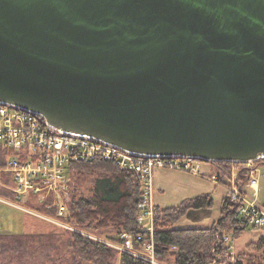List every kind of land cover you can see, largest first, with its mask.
Segmentation results:
<instances>
[{"label":"water","instance_id":"95a60500","mask_svg":"<svg viewBox=\"0 0 264 264\" xmlns=\"http://www.w3.org/2000/svg\"><path fill=\"white\" fill-rule=\"evenodd\" d=\"M0 103L137 155L264 159V0H0Z\"/></svg>","mask_w":264,"mask_h":264},{"label":"trees","instance_id":"16d2710c","mask_svg":"<svg viewBox=\"0 0 264 264\" xmlns=\"http://www.w3.org/2000/svg\"><path fill=\"white\" fill-rule=\"evenodd\" d=\"M11 154L10 149L0 146V167ZM261 160H255L254 164ZM203 162L216 165L219 181L216 184L226 187L225 169L232 161ZM242 180L246 182L248 178L242 177ZM13 184L8 171L0 172V197L19 203L21 201L11 189ZM68 190L70 198L60 220L74 229L60 227L50 232H0V264H112L117 256L119 264H151L110 245L112 241L119 243L120 234L124 231H141L136 220L141 184L130 170L112 160L76 161L68 167ZM22 203L40 213L56 215L55 206L48 208L50 198L40 201L38 195L28 193ZM154 204L153 240L155 256L160 263L164 259L168 261L165 256L169 254L174 257L173 264H262L254 261L251 253H238L233 261L230 260L228 241L224 237L238 238L247 227L238 223L236 205L228 195L221 199L218 217L207 227L174 225L190 208H211L213 199L210 193H200L166 207ZM108 229L116 233L115 236L108 235L110 242L91 236ZM261 238H264V233Z\"/></svg>","mask_w":264,"mask_h":264},{"label":"built area","instance_id":"2783aa9c","mask_svg":"<svg viewBox=\"0 0 264 264\" xmlns=\"http://www.w3.org/2000/svg\"><path fill=\"white\" fill-rule=\"evenodd\" d=\"M0 146L12 151L5 161L4 170L11 174L14 182L11 189L16 197L23 202L28 193L38 195L40 201L50 198L47 205L56 207L57 220L54 222L64 228L74 229L60 220L65 214L66 201L70 198L68 167L71 163L106 159L130 170L141 184L136 215L141 231H124L120 234L121 241L110 245L151 264H156L153 240L155 168L184 170L219 183L218 172L202 171L203 160L199 158L137 155L90 136L54 130L41 114L6 103H0ZM254 168L251 160L232 161L225 169L228 179L226 190L229 199L236 205L238 223L264 231V204L248 199L247 187H255L257 183ZM242 177L248 180L243 182ZM224 240L229 241V237L225 236Z\"/></svg>","mask_w":264,"mask_h":264},{"label":"rangeland","instance_id":"374dc122","mask_svg":"<svg viewBox=\"0 0 264 264\" xmlns=\"http://www.w3.org/2000/svg\"><path fill=\"white\" fill-rule=\"evenodd\" d=\"M201 169L202 171L218 172L216 165H211L208 162H203L201 164ZM259 170L260 172L262 171V169ZM2 171H5L4 166L0 167V172ZM260 172H255V176L261 175ZM84 186L86 187V184ZM8 187L10 188V184H8ZM224 189L225 195H227L228 192L226 187H224ZM153 190V200L160 207L176 205L186 198L193 197L200 193L209 192L214 202L213 210L218 213L220 210V196L223 192V187L217 185L210 179L196 175L192 172L171 168H155L153 173ZM248 199L255 200L250 195H248ZM52 206L53 205H50L48 208ZM194 210L196 209L194 208ZM192 214L193 213L190 212L187 218L183 217L177 221L174 226L180 227L184 226V224H188L187 221L190 222V218H193L191 216ZM56 217V215L55 217H52L28 208L22 203V201L16 203L0 197V232L34 233L50 232L54 229H61L60 227L62 226L54 222V220H57L55 219ZM263 233L264 231L262 228L249 226L238 238L229 237L228 249L230 260L233 261L238 253H251L254 256V261H260L264 264V238H261V234ZM108 235L115 236L116 233L113 230L108 229L100 235L91 236L102 241L110 242L111 240L108 239ZM41 257L43 258V255H41L40 258ZM165 258L169 260L166 261L164 259V262L160 263L155 256L156 264H173L174 257L167 254ZM112 264H119V256L114 259Z\"/></svg>","mask_w":264,"mask_h":264},{"label":"crops","instance_id":"0c3cea01","mask_svg":"<svg viewBox=\"0 0 264 264\" xmlns=\"http://www.w3.org/2000/svg\"><path fill=\"white\" fill-rule=\"evenodd\" d=\"M254 165H255V168H254L255 171L254 172H258V171L260 172L259 169H262V171L260 172L261 175L255 176L257 178V183H256L255 187H253V188L248 187V192H249V195L251 197H253L257 202L264 204V159L255 163ZM217 185H219V184H217ZM222 187H223V192L220 196V204H221V199L225 195L224 186H222ZM204 193H209V192H204ZM190 212L193 213L191 215L193 218L192 219L190 218V222L187 221L188 224H184V226H180V227H207V226H210L215 221V219L217 218L218 213H219V211H218V213H217V211L214 212L213 206L211 208L202 207V208H198L196 210H194V208H192V209L187 210L186 214L183 217L187 218V216Z\"/></svg>","mask_w":264,"mask_h":264}]
</instances>
